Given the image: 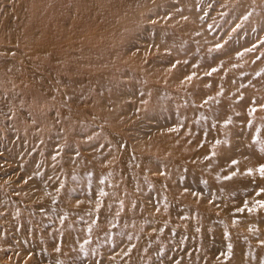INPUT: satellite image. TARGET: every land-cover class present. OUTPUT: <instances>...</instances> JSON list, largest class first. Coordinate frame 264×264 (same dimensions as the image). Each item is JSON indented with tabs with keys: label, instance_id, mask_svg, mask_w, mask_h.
Here are the masks:
<instances>
[{
	"label": "rangeland",
	"instance_id": "rangeland-1",
	"mask_svg": "<svg viewBox=\"0 0 264 264\" xmlns=\"http://www.w3.org/2000/svg\"><path fill=\"white\" fill-rule=\"evenodd\" d=\"M239 2L0 0L1 260L264 264V150L236 170L264 20Z\"/></svg>",
	"mask_w": 264,
	"mask_h": 264
},
{
	"label": "bare ground",
	"instance_id": "bare-ground-1",
	"mask_svg": "<svg viewBox=\"0 0 264 264\" xmlns=\"http://www.w3.org/2000/svg\"><path fill=\"white\" fill-rule=\"evenodd\" d=\"M110 1L115 2L116 4L115 8L117 11H122V14L119 16H116L113 19V22L118 21L120 17H124L127 14L126 12L127 10H133L135 7V4L140 3V0H110ZM239 1H240L239 5H242L245 9V14H248V16H250L253 19L252 26H253L254 20H256L257 18L260 20H264V0H239ZM181 14L183 16L184 14H187V13L183 14L181 12ZM193 14H194L193 17L196 18V21L201 20V18L198 17L197 12H193ZM140 15H137L135 17V14H133V16L131 17V20L134 18L136 19ZM187 17L191 19V13H188ZM250 24L251 22H248V25ZM245 53H246V62L248 64L252 61L251 56L253 55L249 49H246ZM260 57L258 59L256 58L257 62L254 61L256 64L258 63V66H260L259 65L260 60L264 62V54L263 55L261 54ZM254 82H256V85H257L256 101L259 104L257 107L255 106L247 107L246 105V111L244 113V117H242V120H244L243 128H245V134L241 136V138L239 139L243 143L242 145H244L245 147V151L244 150L241 151V149H239L241 151L240 161L242 165L241 167L236 168V170H238L237 178H242V180L247 178V174L245 173V171L247 169H252L249 164L252 163L253 160L258 157L255 155L259 154L260 156L261 152L259 150H264V72L259 76L258 79H255ZM224 97H227V96H224ZM224 99L226 100L227 98H224ZM251 149L253 150L251 151ZM231 154L232 153L230 151H227L225 153V156L229 158ZM209 163L220 167L222 165V159L211 160L209 161ZM213 180L218 181L219 180L218 176L214 175ZM24 263L25 262H22L20 264H24ZM0 264H19V263L12 261L11 258L8 257L6 259L5 258H3L2 260L0 259Z\"/></svg>",
	"mask_w": 264,
	"mask_h": 264
},
{
	"label": "snow or ice",
	"instance_id": "snow-or-ice-1",
	"mask_svg": "<svg viewBox=\"0 0 264 264\" xmlns=\"http://www.w3.org/2000/svg\"><path fill=\"white\" fill-rule=\"evenodd\" d=\"M232 163H236V161H232ZM260 172L262 175H264V166L261 167ZM261 191H264V189H261Z\"/></svg>",
	"mask_w": 264,
	"mask_h": 264
}]
</instances>
